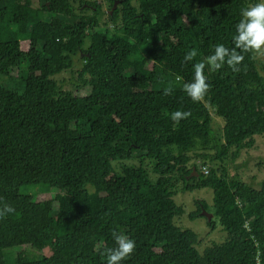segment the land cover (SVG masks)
I'll return each instance as SVG.
<instances>
[{"label":"trees","instance_id":"obj_1","mask_svg":"<svg viewBox=\"0 0 264 264\" xmlns=\"http://www.w3.org/2000/svg\"><path fill=\"white\" fill-rule=\"evenodd\" d=\"M36 1L0 0V77L17 87L0 85V205L15 209L0 217V264H104L114 232L135 241L121 264H264V182L255 189L219 164L264 136L259 50L241 52L238 70L205 69L198 102L182 91L192 63L232 47L252 0H105L107 11L103 0ZM77 58L79 83L64 90L55 77ZM177 110L189 115L175 122ZM211 149L199 157L217 168L203 173L191 154ZM200 189L227 234L202 253L175 224L185 208L173 199ZM202 202L191 220L204 218Z\"/></svg>","mask_w":264,"mask_h":264},{"label":"rangeland","instance_id":"obj_2","mask_svg":"<svg viewBox=\"0 0 264 264\" xmlns=\"http://www.w3.org/2000/svg\"><path fill=\"white\" fill-rule=\"evenodd\" d=\"M40 4L38 1L35 0V6ZM103 10L107 11L109 8V3L105 0L102 2ZM47 19H50L48 17ZM40 48V47H39ZM81 58H77L73 65V68L69 71L59 74L55 77V80L59 83V85L64 90H71L73 89L78 83V70L84 64V61L80 60ZM258 66L261 70V66L264 64V50H259L258 52ZM25 65V64H24ZM15 71H13V75H15ZM0 85L7 87L8 89H17L14 81H8L7 79L0 77ZM159 87V86H158ZM211 127L215 136L222 140L223 136V127L224 122L221 118L217 117L215 114L211 115ZM254 147L251 149H244L241 150V154L239 157L232 161L231 157L228 160H224L219 162L225 169H227V174L229 176H237L240 180L246 182L250 186L255 189H259L262 182H264V136H255L254 137ZM199 154H206L208 156L216 155V150L211 149L209 151H196L191 154L192 162L191 164L195 163L198 166V169L202 171V167H207L209 170L210 168H217V163L211 162H204L199 157ZM138 164L137 162H134ZM147 165L149 162L146 161ZM47 191L46 188L42 186H26L22 187L20 192L23 195H34L38 194V199L48 198L50 199L53 195L48 194L47 197L44 192ZM44 197V198H43ZM174 201L182 205L185 208V213L183 216L175 219V224L183 229H190L194 231L198 238L197 250L202 253L205 248L211 246L214 243H222L226 240L227 234L224 232L218 218L214 215V205H213V194L212 190L210 189H200L194 192H187V193H179L174 198ZM196 201H203L202 203L207 206L206 213L212 215L210 221L204 216V218H198L195 220H191L189 215L194 213L197 210V203ZM202 213V212H201ZM209 223V224H208ZM35 255V258L38 259L41 256H49L50 251L49 249H44L42 251L34 250L30 251Z\"/></svg>","mask_w":264,"mask_h":264},{"label":"clouds","instance_id":"obj_3","mask_svg":"<svg viewBox=\"0 0 264 264\" xmlns=\"http://www.w3.org/2000/svg\"><path fill=\"white\" fill-rule=\"evenodd\" d=\"M232 47L216 44L213 51L201 61L192 63L191 79L182 85V91L193 102L202 99L209 88L205 69L212 72L220 69L223 65L231 67L234 71L243 60L240 54L245 51L264 50V0H252L240 10V19L234 25ZM196 56V50L190 49L185 52L184 61H192ZM179 80L180 77H177ZM165 95L168 91L165 90ZM188 112L174 111L170 114L173 121L186 118ZM208 171V170H207ZM15 209L7 204L0 205V217L12 214ZM114 246L103 250L104 264H121L135 250V241L126 234H113Z\"/></svg>","mask_w":264,"mask_h":264},{"label":"water","instance_id":"obj_4","mask_svg":"<svg viewBox=\"0 0 264 264\" xmlns=\"http://www.w3.org/2000/svg\"><path fill=\"white\" fill-rule=\"evenodd\" d=\"M118 2L119 1H117V2L114 3L112 9L110 10V14H112L113 11L117 8ZM193 170L195 171V168H193ZM202 214H203V216H205L207 218L208 221H210L212 215L206 213L205 211H203Z\"/></svg>","mask_w":264,"mask_h":264},{"label":"built area","instance_id":"obj_5","mask_svg":"<svg viewBox=\"0 0 264 264\" xmlns=\"http://www.w3.org/2000/svg\"><path fill=\"white\" fill-rule=\"evenodd\" d=\"M207 170H208L207 167H205V166L202 167V172H203V173H207ZM258 264H261V263L259 262Z\"/></svg>","mask_w":264,"mask_h":264}]
</instances>
